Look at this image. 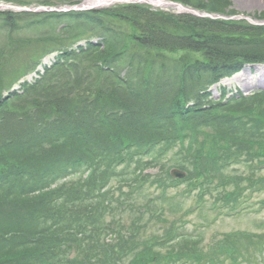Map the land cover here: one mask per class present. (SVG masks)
<instances>
[{
  "label": "trees",
  "instance_id": "trees-1",
  "mask_svg": "<svg viewBox=\"0 0 264 264\" xmlns=\"http://www.w3.org/2000/svg\"><path fill=\"white\" fill-rule=\"evenodd\" d=\"M175 1L238 14L230 0ZM1 34L0 264H228L249 261L251 248L260 255L254 264H264V234L230 235L210 251L185 231L187 222L139 238L148 225L137 211L153 217L178 201L131 207L129 226L117 218L125 211L116 216L147 184L161 189V198L187 184L204 219L237 208L243 190H264V90L229 96L223 88L220 100L211 94L221 79L264 63V24L120 3L65 13L0 11ZM52 55L35 84L4 96ZM133 160L138 169L123 174ZM149 165H161L163 175L144 174ZM173 167L187 177L174 178ZM116 180L129 187L118 188L117 210L110 195ZM209 196L215 200L207 203Z\"/></svg>",
  "mask_w": 264,
  "mask_h": 264
},
{
  "label": "rangeland",
  "instance_id": "rangeland-1",
  "mask_svg": "<svg viewBox=\"0 0 264 264\" xmlns=\"http://www.w3.org/2000/svg\"><path fill=\"white\" fill-rule=\"evenodd\" d=\"M232 3V7L237 11L239 14H245L248 16H254V15H260V13H264V0H230ZM121 2L113 5H119ZM123 4V3H121ZM40 6L38 4H32V6ZM108 5V7L113 6ZM108 7H100V8H108ZM99 8V9H100ZM4 35L1 34L0 39ZM55 56H48L46 57L45 61L40 65L35 72H31L29 74L20 75L18 78L17 83L14 84L12 89L5 91L4 96H8L12 93L19 92V94H22L21 84L28 82L31 85L35 84L45 73L46 67L51 66L55 62ZM225 88L227 94L231 96L232 94H253V92L262 91L264 90V63L263 64H252L245 66L240 73L235 74L231 76V78H226L220 81L219 84L215 85L211 89V94L214 98V100H220L221 99V89ZM18 103V102H16ZM19 103H22L21 105H25L23 100H20ZM18 103V105H19ZM155 141V140H153ZM152 141V142H153ZM154 145V144H153ZM162 146L160 141L156 143L154 147ZM154 149V148H153ZM155 150V149H154ZM143 153L140 155L143 161H148L150 159L148 156V151L144 150ZM147 155V156H146ZM159 154L157 153V156ZM137 159V158H135ZM138 161L133 160L130 162L127 166V169H123V174L127 172V170H137ZM161 165L154 166L149 165L146 170H144V174L151 173L153 178H159L163 175L161 173ZM241 172H246L247 169H243L240 167ZM139 172V171H138ZM142 174V177L144 176ZM126 177V175H125ZM154 180V179H152ZM128 182V181H127ZM127 182L124 181H111V192L114 200H111L113 202L114 208L118 207L117 200L119 199L120 192L118 191V188L120 186L124 187V191L126 192L129 187ZM146 188L143 189V191L139 192L135 198L128 199L127 209L118 210V213L116 216H120V212H124L125 214L121 215L122 218L117 217L120 221L121 225L129 226V223H132V217L130 215L136 214L135 211L141 207L142 204L147 203L150 201V199H153L155 203H160V200H163L165 198H168L169 201H178V204L170 206L167 205L164 207V211L161 212L160 215H156L151 217L148 212H143L142 210L137 211L136 217H140L142 219L143 223H146L148 225V228H143L138 233L139 238L140 237H148L150 238L151 235H162V233L165 230H168L172 227L173 224L177 222L178 225H183L185 222V231L188 232L191 236L194 237V235L197 233V236H199V239L201 240V243L205 244L203 245L205 248V251H210L214 249V244L216 242H219V240L223 239L224 237L227 238V236L230 235H239L243 234V231H249L248 234H253L255 237H260L262 234H264V190H259L258 192H255L252 196H250L245 203L246 209L245 211H242V213L237 214L236 216H219V217H209L208 218H202V214H204L206 211H204L202 214H199V211H195L193 213H185L186 210H191L194 206H196L198 203H195L197 201L198 196L196 195V191H194L192 194H189L186 192L187 184L181 185L178 189H169L167 193H165L164 198H157L161 194V189H158L157 187H152L150 184H147L145 186ZM233 188V187H232ZM244 196L247 195L248 190H243ZM168 194V195H167ZM218 194V192L216 193ZM168 196V197H167ZM163 197V196H162ZM210 199L215 200V197L211 198L209 196L208 202H210ZM213 202V201H212ZM131 207H135L132 213L126 214ZM242 208V207H241ZM210 215V214H209ZM158 216H161V219ZM122 222V223H121ZM184 222V223H183ZM197 224V225H194ZM202 225L203 227H199L198 230H194V226ZM229 233V235H227ZM131 234V232L128 233V235ZM105 237V234L104 236ZM234 240V238H232ZM236 243V242H235ZM154 246V245H153ZM158 249V248H155ZM256 248H251L248 260H245L244 257H240L237 259V262H232V264H254V261L257 262V260H260L259 256L254 254ZM166 249L160 248L161 253H163ZM218 253V252H217ZM227 264V262H225ZM153 264V263H148Z\"/></svg>",
  "mask_w": 264,
  "mask_h": 264
},
{
  "label": "water",
  "instance_id": "water-1",
  "mask_svg": "<svg viewBox=\"0 0 264 264\" xmlns=\"http://www.w3.org/2000/svg\"><path fill=\"white\" fill-rule=\"evenodd\" d=\"M90 1H94V0H86L81 4H78L76 6H71V5H65V6H47V5H43V6H33V7H27V6H16V5H7V4H0V10H15V11H28V12H68V11H76V10H87V9H93V8H98V7H104V6H108V5H113V4H117L119 2L121 3H144V4H148L151 7H155V8H160V9H177L180 12L183 13H189L192 14L194 16H199V17H209L212 19H217V18H221V19H233V20H239V19H244L247 20L249 23H253L255 25H261L264 24V19H257L254 18L252 16H247L244 14H239V15H224V14H214V13H210L208 11L204 12L201 11L198 8H193L191 6H188L186 4H183L181 2H177V1H172V0H100L97 1L95 3L90 2ZM173 175L176 177H184L186 175L185 172L183 171H179L177 169H173L172 170Z\"/></svg>",
  "mask_w": 264,
  "mask_h": 264
},
{
  "label": "bare ground",
  "instance_id": "bare-ground-1",
  "mask_svg": "<svg viewBox=\"0 0 264 264\" xmlns=\"http://www.w3.org/2000/svg\"><path fill=\"white\" fill-rule=\"evenodd\" d=\"M94 1L96 2V1H100V0H94ZM90 2H93V1H90ZM95 2H93V3H95Z\"/></svg>",
  "mask_w": 264,
  "mask_h": 264
}]
</instances>
